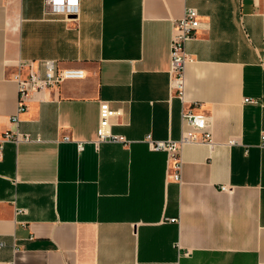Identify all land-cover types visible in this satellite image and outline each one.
Returning a JSON list of instances; mask_svg holds the SVG:
<instances>
[{"label": "crops", "instance_id": "1", "mask_svg": "<svg viewBox=\"0 0 264 264\" xmlns=\"http://www.w3.org/2000/svg\"><path fill=\"white\" fill-rule=\"evenodd\" d=\"M188 7L181 99L170 49ZM28 60L83 76L31 92L14 123ZM102 101L119 140L100 137ZM184 107L210 138L183 143L177 181L149 140L190 130ZM17 129L33 139L0 156V264H264V0H79L73 15L0 0V133Z\"/></svg>", "mask_w": 264, "mask_h": 264}, {"label": "built area", "instance_id": "2", "mask_svg": "<svg viewBox=\"0 0 264 264\" xmlns=\"http://www.w3.org/2000/svg\"><path fill=\"white\" fill-rule=\"evenodd\" d=\"M242 2L243 0H239ZM45 5L51 11L56 13H64L65 15L77 14L79 10V0H45ZM62 7V8H61ZM201 21L199 12L194 7H188L182 18L177 19L173 24V32L171 38V64L170 78L171 87L177 91V95L182 99L185 88V67L187 62L191 60V54L187 51L186 45L188 40L195 36L196 31L200 28ZM18 73L16 80L19 85V108L18 112L12 117L14 123H18L19 114L27 110V102L30 99V93L33 91H41L50 87H57L65 77H81L83 72L80 70L61 71L55 62L48 61L45 63L44 71L41 72L34 67V61H21L18 65ZM28 68L29 72L26 77L22 76V70ZM106 101L101 102L100 106V137L101 139L119 140L114 135H107L104 127L109 123L111 116L115 114ZM182 121L190 130L183 131L179 139H151L149 140L151 147L157 150H166L175 159L174 178L181 180V158L180 148L183 143L190 140H208L210 134L206 130L207 117L204 114L195 112L191 107L183 108ZM33 137L30 133L17 130H6L0 133V156L3 153L4 145L8 141L20 142L30 141ZM262 145L264 146V134L262 136ZM82 147V144H79ZM3 243H0V248Z\"/></svg>", "mask_w": 264, "mask_h": 264}, {"label": "bare ground", "instance_id": "3", "mask_svg": "<svg viewBox=\"0 0 264 264\" xmlns=\"http://www.w3.org/2000/svg\"><path fill=\"white\" fill-rule=\"evenodd\" d=\"M62 8V7H61Z\"/></svg>", "mask_w": 264, "mask_h": 264}, {"label": "rangeland", "instance_id": "4", "mask_svg": "<svg viewBox=\"0 0 264 264\" xmlns=\"http://www.w3.org/2000/svg\"><path fill=\"white\" fill-rule=\"evenodd\" d=\"M50 10V9H49Z\"/></svg>", "mask_w": 264, "mask_h": 264}]
</instances>
